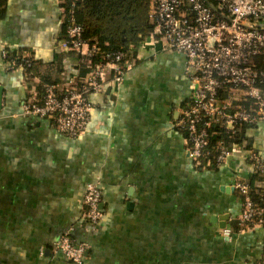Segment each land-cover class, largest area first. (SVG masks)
Here are the masks:
<instances>
[{"label": "crops", "instance_id": "0c3cea01", "mask_svg": "<svg viewBox=\"0 0 264 264\" xmlns=\"http://www.w3.org/2000/svg\"><path fill=\"white\" fill-rule=\"evenodd\" d=\"M63 26L59 0H7L0 18V264H70L52 250L67 229L88 244L81 264H256L264 224L239 228L235 182L260 179L246 152L264 159V122L245 128L249 149L235 144L215 169L196 168L175 125L191 73L182 54L149 37L119 84L89 94L86 133L72 137L25 116L23 103L42 94L41 74L57 79L60 64L61 81L77 79V55L59 44ZM3 49L31 51L39 62L27 73L8 70ZM88 182L101 191L93 227L82 217Z\"/></svg>", "mask_w": 264, "mask_h": 264}, {"label": "built area", "instance_id": "2783aa9c", "mask_svg": "<svg viewBox=\"0 0 264 264\" xmlns=\"http://www.w3.org/2000/svg\"><path fill=\"white\" fill-rule=\"evenodd\" d=\"M149 21L146 37L160 51L182 54L185 70L191 73L189 101L179 109L175 123L183 133L187 155L196 168L219 166L232 150L219 140L214 147V162L209 160L208 136L214 133V125L234 131L239 123L264 122V0H153ZM65 32L66 38L59 42L62 48L78 55H90L95 50L94 45L82 41L80 27L72 19ZM1 54L6 59L8 49ZM105 59L83 79L64 83L58 90L62 93L54 84L44 85L39 97L31 96L23 103L22 114L45 118L72 137L86 133L93 107L89 94L104 92L111 83L119 84L136 61L127 51L108 54ZM29 64L24 54L18 60L6 61L8 70L22 69L25 73ZM246 158L263 173L260 154L249 149ZM235 189L243 196L239 228L264 224V200L258 205L250 197L246 181H236ZM100 192L98 182H88L82 197V217L91 227L103 217ZM223 233L230 235L232 231L227 227ZM87 245L86 241L75 240L67 229L53 242L52 250L70 264H81ZM256 264H264V253Z\"/></svg>", "mask_w": 264, "mask_h": 264}, {"label": "trees", "instance_id": "16d2710c", "mask_svg": "<svg viewBox=\"0 0 264 264\" xmlns=\"http://www.w3.org/2000/svg\"><path fill=\"white\" fill-rule=\"evenodd\" d=\"M152 2L153 0H59L64 23L63 31L60 35L61 38H66L65 27L72 19L80 27L82 41L88 45L95 46V50L90 55H78L75 52L79 59L82 58L78 63L77 80L83 79L94 65L105 62V56L108 54L127 51L128 56L131 58L134 56L135 48L146 37L151 28L149 14ZM6 4L7 0H0V18L3 16ZM23 54L30 59L27 70H32L39 61L35 60L31 51L14 52L8 50V56L5 61L11 58L18 60ZM57 74V79H52L48 72L41 74L39 83V91L41 93L46 84H54L57 91L60 88H64L62 87L64 81H61L63 71L60 64ZM248 126L250 125L239 123L234 131H231L221 125H214L212 127L214 133L208 136L207 150L210 151L209 160L214 162L216 154L214 147L219 140L223 141L229 149H232L235 144H242L249 149L250 146L246 142L247 138L244 136V130ZM216 167L213 164L206 166L204 169H215ZM253 175L257 179L260 178L258 181L264 182V171L261 173L259 170H255ZM258 181L249 180L246 182L250 188V197L258 205H262L264 189L259 192L255 191L257 189L256 182Z\"/></svg>", "mask_w": 264, "mask_h": 264}]
</instances>
